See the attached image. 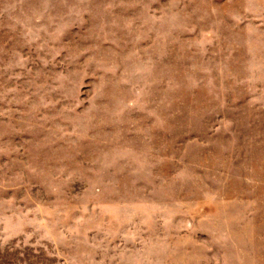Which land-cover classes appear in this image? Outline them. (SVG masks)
Returning a JSON list of instances; mask_svg holds the SVG:
<instances>
[{
	"label": "rangeland",
	"instance_id": "374dc122",
	"mask_svg": "<svg viewBox=\"0 0 264 264\" xmlns=\"http://www.w3.org/2000/svg\"><path fill=\"white\" fill-rule=\"evenodd\" d=\"M0 264H264V0H0Z\"/></svg>",
	"mask_w": 264,
	"mask_h": 264
}]
</instances>
